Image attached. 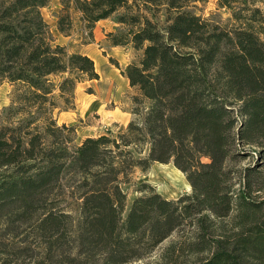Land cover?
I'll list each match as a JSON object with an SVG mask.
<instances>
[{"label":"trees","instance_id":"1","mask_svg":"<svg viewBox=\"0 0 264 264\" xmlns=\"http://www.w3.org/2000/svg\"><path fill=\"white\" fill-rule=\"evenodd\" d=\"M51 1L0 0V84L20 85L0 123V264H130L186 225L195 237L173 242L163 260L175 262L178 248L199 256L195 264H264V203L236 192L228 166L241 146L264 161L261 10L219 0L233 11L230 28L198 16L191 0H134L151 18L122 16L117 24L129 30L107 35L113 48L144 51L121 69L138 92L133 118L117 138L74 146L76 129L59 126L55 111L75 110L78 86L99 75L88 55L57 42L42 15ZM61 3L59 32L70 37L75 11L87 45L99 22L132 9L130 0ZM144 146L148 156L137 157ZM155 163L174 164L192 193L167 200L145 184L124 217V180ZM225 219L233 229L218 233Z\"/></svg>","mask_w":264,"mask_h":264},{"label":"rangeland","instance_id":"2","mask_svg":"<svg viewBox=\"0 0 264 264\" xmlns=\"http://www.w3.org/2000/svg\"><path fill=\"white\" fill-rule=\"evenodd\" d=\"M191 1L190 9L201 18L217 23V25L232 28L234 24L232 20L233 11L222 8L219 0H205L204 2ZM240 1H248V5L251 8H259L264 16V0ZM130 5H132V9L120 10L111 19L99 22L94 30L95 40L92 44L88 45L85 44V28L80 20V14L75 11L71 12L73 28L70 31V37H65L58 30V20L62 14L61 0H52L48 7L42 9V15L49 25L54 37L57 39V42L65 46L70 53L81 52L90 56L95 62L96 70L99 75L98 80L88 81L78 86L75 102L76 111L61 112L59 109L55 111V117L58 120L59 126L66 125L76 129L74 146H80L89 136L98 135L97 137H92L98 138L101 133H104V135L117 138L119 134L125 132H117L116 125H105L104 123H106L107 120L105 113L106 111L115 110L117 107L121 109L127 107V98L125 94L128 91V86H126L124 82L121 69L126 65V57H133L131 63L139 62L143 57L144 51L135 49L133 45H128L125 48L116 47L113 49L107 40V35L111 32L107 31L119 33V31L122 30H129V28H123L117 24L118 19L122 16L136 15L138 17L148 16L151 18V14L140 1L134 3V0H130ZM235 7L238 9L242 6L235 4ZM164 20V13H159V21L164 24ZM115 62L118 63L119 67L115 65ZM19 88V84L12 85L7 81L0 84V123L7 117L8 109L13 105L16 92ZM137 94L138 92L133 90L129 96L131 109L136 107L132 97ZM61 114H63L62 118ZM148 149V146H144L142 154L137 155V157L146 158L148 156ZM256 151L257 150L253 147H238L236 149V159L230 161L228 166L234 173L235 182L238 184L236 192L242 187V189L244 188L251 194L254 200L264 203V168L260 167L261 163L264 161L258 160ZM238 152L244 153L245 155ZM203 161L208 162L206 159ZM249 168H252L251 171L248 170ZM124 181L122 189L128 195L127 209L124 217L127 216L134 200L147 194L146 192L140 191L141 187L145 184L153 187L167 200L176 201L183 195L192 193V188L186 176L172 163H155L147 172H142L138 168L133 169ZM62 205L71 207V201L63 203ZM76 206L77 203L72 201V207L75 208ZM233 224L234 222L231 219L218 220V233H231ZM196 233V227L186 225L183 229L178 230L168 240L162 243L150 256L142 261L130 264H195L199 256L190 255L187 252L180 254L178 248L175 254V262L171 261L169 258L163 260L162 257L173 242L183 240L190 236L194 238Z\"/></svg>","mask_w":264,"mask_h":264},{"label":"crops","instance_id":"3","mask_svg":"<svg viewBox=\"0 0 264 264\" xmlns=\"http://www.w3.org/2000/svg\"><path fill=\"white\" fill-rule=\"evenodd\" d=\"M107 32H113V31H107ZM113 49H115V48H113ZM132 59H133V57L132 58L126 57V59H125L126 65L122 68H126L128 65H130ZM122 77L124 78V82H125L126 86H128V91L125 94L126 98H127L126 99V102H127L126 106L127 107H125V109H121V108L117 107L115 110L106 111L105 114H106L107 120H106V123H104L105 125H110V124L116 125L117 132H119V133L124 132L127 129L128 125L130 124V122L133 118L131 103L129 102V99H130L129 96H130L131 92L133 91V89L130 87L129 80L126 79L124 76H122ZM62 115L63 114H61V118H62ZM102 135H104V133H101L99 136H102ZM97 136H89V137H97Z\"/></svg>","mask_w":264,"mask_h":264},{"label":"bare ground","instance_id":"4","mask_svg":"<svg viewBox=\"0 0 264 264\" xmlns=\"http://www.w3.org/2000/svg\"><path fill=\"white\" fill-rule=\"evenodd\" d=\"M173 180V179H172ZM178 180V179H177ZM174 182V181H173ZM187 188V187H186ZM188 189V188H187ZM190 189V188H189Z\"/></svg>","mask_w":264,"mask_h":264}]
</instances>
